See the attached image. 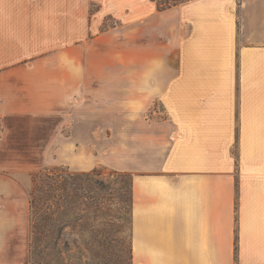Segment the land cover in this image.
<instances>
[{
  "label": "crops",
  "instance_id": "0c3cea01",
  "mask_svg": "<svg viewBox=\"0 0 264 264\" xmlns=\"http://www.w3.org/2000/svg\"><path fill=\"white\" fill-rule=\"evenodd\" d=\"M124 21L86 43V5L0 0V171H126L132 264H264V0L137 2ZM30 213L0 172V264L21 262Z\"/></svg>",
  "mask_w": 264,
  "mask_h": 264
},
{
  "label": "rangeland",
  "instance_id": "374dc122",
  "mask_svg": "<svg viewBox=\"0 0 264 264\" xmlns=\"http://www.w3.org/2000/svg\"><path fill=\"white\" fill-rule=\"evenodd\" d=\"M137 2L151 3L150 0H72L75 8L78 5L87 6L88 28L99 24L96 32L90 31L85 42L90 43L94 37L114 28L125 29L126 11L130 4ZM78 101L79 97L72 96V103ZM155 110L158 111L157 114L154 113ZM147 115L156 118L166 116L158 101ZM2 133L3 115L0 110V139ZM100 141L102 142L101 139ZM88 155L91 158L94 155L101 156L94 145H91ZM54 165L59 164H49L48 167ZM93 169L98 171L94 176L96 183L89 197L79 203L77 213L68 214L64 218L60 226L55 228L54 238H46L40 255L32 254L31 242L24 229L21 262L17 260L15 264H131V176L126 171L103 162L92 169L81 171ZM0 172L17 179L30 190L32 169Z\"/></svg>",
  "mask_w": 264,
  "mask_h": 264
},
{
  "label": "trees",
  "instance_id": "16d2710c",
  "mask_svg": "<svg viewBox=\"0 0 264 264\" xmlns=\"http://www.w3.org/2000/svg\"><path fill=\"white\" fill-rule=\"evenodd\" d=\"M158 11H164L190 0H151ZM98 174L91 171H73L68 166L45 167L30 173L32 186L29 190L31 207L32 254L40 255L48 236L54 238L56 229L68 214L77 213L79 203L89 197ZM132 206V179L130 183ZM130 258L132 259V250ZM132 264V263H131Z\"/></svg>",
  "mask_w": 264,
  "mask_h": 264
}]
</instances>
